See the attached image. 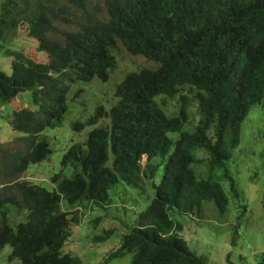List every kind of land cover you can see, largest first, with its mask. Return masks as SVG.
<instances>
[{
	"label": "trees",
	"instance_id": "obj_1",
	"mask_svg": "<svg viewBox=\"0 0 264 264\" xmlns=\"http://www.w3.org/2000/svg\"><path fill=\"white\" fill-rule=\"evenodd\" d=\"M94 7L105 8V17L89 12L87 22L61 29L67 13L87 10V0H0V39L24 24L48 58L38 62L18 50L4 51L12 59L9 73L0 68V103L29 90L34 108L21 106L10 115L11 129L21 133L19 145L9 151L0 144V250L9 244L8 259L19 264H81L61 249L76 221L72 208L109 204V190L118 181L144 191L146 180L152 197L99 264L126 252L131 253L127 264H206L170 212L202 217V204L211 201L217 214L225 213L223 188L198 177L197 162L223 167L238 196L225 161L239 143L249 108L264 99V0H102ZM118 44L157 66L128 72L116 84L108 110L98 105L85 121L72 122L78 131L108 119L65 150L60 164L71 168L70 176L54 173L51 188L20 178L29 165L50 155L43 132L60 126L71 88L108 79ZM183 86L194 90L199 112L190 131L182 129L189 114L185 95L171 115L156 100ZM169 131H178V137L172 140ZM196 148L206 155L196 158Z\"/></svg>",
	"mask_w": 264,
	"mask_h": 264
},
{
	"label": "rangeland",
	"instance_id": "obj_2",
	"mask_svg": "<svg viewBox=\"0 0 264 264\" xmlns=\"http://www.w3.org/2000/svg\"><path fill=\"white\" fill-rule=\"evenodd\" d=\"M94 4L101 7L102 0H87L86 11H70L66 14L69 21L63 22L64 25L58 24L59 28L69 29L78 22H87L89 12H96L99 17H105V8H95ZM36 46V40L28 36L25 25H19L14 32L0 39V68L7 73L10 72L12 57L4 52L7 48L21 51L35 61L46 62L48 59L46 54L38 51ZM114 55L116 65L106 81L76 83L71 88L67 97L68 110L60 126L47 128L43 132L48 138L50 155L39 163L29 165L20 174V178L51 188L50 176L54 173L61 172L65 176H70L71 168H62L60 164L63 153L71 143L83 142L94 125L108 123V119L102 117L94 125H85L78 131L71 127L72 122L85 121L98 105L108 110L116 99L114 95L116 83L128 71L157 66L142 55L128 53L121 44L117 45ZM77 88H80V92L73 96ZM193 93V89L183 86V89L173 97L156 98L167 115L177 111L182 95L188 98L186 103L188 119L182 127L185 131L192 130L199 121ZM21 106L34 108L29 90L19 92L8 103H0V144L9 151H13L16 145H19L16 138L21 136V133L12 130L8 120L11 119L12 111ZM178 134V131L167 132L172 140H175ZM192 152L196 158L206 155L205 151L199 148L193 149ZM139 162L142 169L146 155L143 154ZM194 168L198 177H210L221 185L228 198V204L222 215L217 214L211 201L202 204V217H197L194 213H182L176 209L170 212L175 220L181 222L180 233L189 247L201 256L206 264H260V257L264 252V99L249 108L241 122L239 143L233 149L231 157L225 161V168L235 182L238 196L233 195L229 179L223 176V167L210 169L206 161H202L200 164L195 163ZM160 173L159 166L153 178L155 183ZM142 185L145 187L144 191L118 181L109 190L112 196L109 204L91 203L86 208H72L76 221L70 224V233L61 248L62 251L76 256L81 264L102 262L108 251L118 246L119 235L127 226L134 223L137 213L144 209L152 197V188H149L146 180ZM241 205H245L244 209ZM110 230L112 232L109 234ZM10 251L9 244L2 247L0 264L20 263L17 258L8 259ZM130 260L131 253L126 252L111 259L108 264H127Z\"/></svg>",
	"mask_w": 264,
	"mask_h": 264
},
{
	"label": "clouds",
	"instance_id": "obj_3",
	"mask_svg": "<svg viewBox=\"0 0 264 264\" xmlns=\"http://www.w3.org/2000/svg\"><path fill=\"white\" fill-rule=\"evenodd\" d=\"M135 70H137V69H135ZM131 71H134V70H131ZM128 72H130V71H128ZM128 72H127V73H128ZM127 73H126V74H127ZM126 74H125V75H126ZM125 75H124V76H125ZM124 76H123V77H124ZM117 83H118V82H117ZM117 83H116V84H117ZM172 97H173V96H172ZM175 113H176V112H175ZM187 113H188V110H187ZM169 114H172V113H169Z\"/></svg>",
	"mask_w": 264,
	"mask_h": 264
}]
</instances>
